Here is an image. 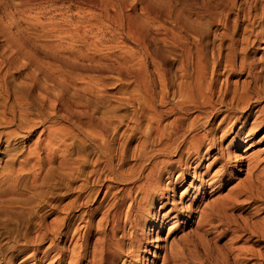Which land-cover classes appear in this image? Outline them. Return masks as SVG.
<instances>
[{
	"label": "rangeland",
	"instance_id": "obj_1",
	"mask_svg": "<svg viewBox=\"0 0 264 264\" xmlns=\"http://www.w3.org/2000/svg\"><path fill=\"white\" fill-rule=\"evenodd\" d=\"M127 15L150 27L148 43L151 45H148L149 53L147 55L143 54L144 51H141L124 32L123 27H120L121 21ZM74 28L78 29L81 34L85 32L87 38L80 43L68 39V35L65 34L75 30ZM95 37L100 39L101 47L99 48L101 51L95 52L93 47L87 45ZM74 45L80 46L79 48L85 53L86 58L74 56L78 48ZM123 50H131L138 55H143L144 60L146 59L145 68L140 73L137 72L138 75L135 74L137 66L134 62L130 63V65H134L128 66L127 70L123 68L120 73H118V69L117 71L112 69L109 62H102V59L105 58L103 55L111 54L110 56L114 55V58L109 57V59H118L119 55L125 52ZM19 52L23 54L20 56ZM9 57H11L9 61L16 65V68L10 72H18L17 70L20 72L14 73L16 84L23 87L29 86L31 82H28L26 74L32 73L36 75L40 86L30 90L31 95L37 96L35 101L31 100L32 97H29V94L23 90L17 89L9 95L0 91V119L13 120L11 124L3 122L0 125L1 133H9L7 136L0 135V264H56L62 259L66 260L62 264H67L70 252L77 250L83 243V215L87 208H91L101 200L104 196L103 193L106 192V185L110 183L113 185L112 193L109 192L104 200L105 203L102 202L104 209L101 208L100 213L95 217V223L101 212L112 201L114 191L126 188L135 190L137 184L145 181L144 176H140L141 180L136 182L133 179H126L117 183L103 168L99 184L91 185L92 188L98 190L97 194L94 193L89 201H84L89 191L82 189L84 191L81 192L80 185L83 184V178L88 175L90 170H93L91 167L98 155L93 149L92 140H86L83 137L85 133H88L87 128H84L88 119L86 118L85 121V117L82 119L77 114L68 116L62 111L59 104L51 107L45 103L41 110L36 106L33 109L34 103L39 106V102H41L39 97L43 94L41 86H47L55 99L59 101L62 98L74 111H84L85 114L88 112V115L95 114L94 116L102 121H107L109 119L106 120V118L113 116L109 121L111 125L107 124L108 133L112 132L117 135L112 134L115 135L116 139L113 143H116L114 146L118 150L113 165L120 164L119 170L122 169L123 172L135 167L134 172L128 170L130 176L137 175L139 171H142L140 162L139 160L137 162L136 159V147L138 143L142 142L143 135L138 133L130 140L127 136L130 133L127 134V131H130L134 124L135 113L139 115L143 111L147 115L146 108L141 110L144 106V98L152 95L155 109L158 112L166 111L163 114V124L165 125H169L173 121L172 119L180 114L174 113L176 111L170 113L167 110L174 108L172 106L173 99L168 100L167 103L159 102L160 98L157 97H161L160 93L163 91L162 82L160 83L162 78L167 81V87L169 86L167 90L170 88L168 90L170 96L174 90L176 96L178 90L180 91V84L192 85L197 71L200 70L201 74L203 73L201 77L204 84L211 78L213 79L210 95L213 96L214 104L218 105L220 99H223L222 103H227L232 97V93L234 99L249 93L248 95L253 98L250 99L251 102L249 101L252 105L250 110L253 111V116L249 120L250 125L255 121L256 123L262 122L264 117L262 111L264 108V0H0V63ZM25 59L27 60L25 61ZM27 61L29 62L27 63ZM32 63L35 64L32 66ZM61 64H65V68L60 66ZM73 64L76 66V71L72 72ZM100 66H103L104 72L99 69ZM46 69H49V72ZM50 71L53 72L50 73ZM45 74H49L52 79H47ZM60 75L65 77L62 78ZM134 76L137 78L135 79ZM58 77L59 80L56 79ZM138 77L143 78L141 83ZM95 79L99 81H97V85L92 84L96 82ZM144 79L147 89H144ZM87 80L92 82L96 91L87 89L89 85ZM45 82H49V85ZM159 90L160 93H158ZM58 92H61L62 95ZM90 92L96 93L91 94ZM258 95L261 98L254 101ZM141 96L146 97L142 98ZM18 97L19 100H15ZM139 99L140 102H138ZM92 101H96L97 106ZM233 103L236 104V100ZM221 108L224 109V107ZM33 110H37V113ZM40 113L46 115L48 121L41 122ZM195 114H198L197 111L190 107L188 114L185 115V123H189ZM101 117L106 118L102 119ZM241 117L242 113L239 109L235 118L240 119ZM235 118L233 117V121ZM27 123H35L40 126L32 135H28V133L21 132ZM239 126V124L234 126L230 132L228 129L230 125L223 126L225 127L224 131L227 132L222 145L223 152L225 151L224 147L232 140ZM45 128L47 131H57L61 128L69 131L66 138L63 139V143L60 142L62 149L59 151L60 153H57L58 155L65 154L67 160L69 158L70 161L69 164L63 165L65 167H61L63 179L60 180L56 169L57 154L54 153V156L51 153L55 151L52 149L59 144L57 142L59 140L56 139L57 141L48 143V132ZM262 128L256 136L254 135L255 137L253 136L254 138L248 145L242 144L239 146L240 148L231 149L232 160L236 159L242 162L237 164L243 166L241 171L237 165L233 167L235 174L229 179H224V181L229 180L226 184L222 182L224 185L221 188L215 187L214 191H211L209 186L204 188L205 195L201 198L195 196L196 188L200 185L192 183V173L178 185L173 197L167 174L164 173L160 183H156L160 162L165 157L163 155L155 157L153 175L156 176H152L153 178L151 177L147 183L149 185L147 186V195H138L137 198L141 204L134 207L135 209L138 206L140 220V224L135 226L134 231L137 232V238L141 240L142 247L137 251L139 255L137 263L132 259L130 264H264V126ZM42 129L44 133H41ZM221 134L222 131H218L216 138ZM73 139L76 144L75 149L71 148ZM126 139L130 140L125 144H128L125 146L127 160L125 159V162L121 163L119 152ZM77 141L78 143H76ZM79 142L81 143L79 144ZM82 146L83 150H77ZM215 152L210 153V157L204 163V165H213L211 174L221 166L219 162L215 161L217 158ZM254 155L259 157L260 161L252 171L253 173H248L245 165ZM146 163L145 167L151 166L148 164L149 161ZM73 164L76 165V168ZM100 167H103V164ZM184 167L186 166L183 165L173 172L174 177H177ZM202 168L199 170L204 173L205 169ZM78 169L84 171L83 176L79 175ZM148 170L149 168L146 171ZM16 173H20V176ZM68 173H71V176ZM69 177L73 179L71 180ZM128 180L131 181L128 182ZM166 185H169L168 188H165ZM161 191L163 195L160 196ZM180 191H185V196L182 198H179ZM141 197L144 199L142 200ZM160 202L165 203V207L158 211ZM174 204L177 210L190 213L189 219H186L184 214L177 215V211H174L165 219L163 218L164 222L160 230V224L152 226L150 220L152 214L156 219L162 220L160 219L162 214ZM190 205L191 207H188ZM62 218L63 224L60 220ZM67 222H71L69 228L66 226ZM61 232L64 233L63 236H59ZM98 235L97 233L93 235L92 240L89 241L90 245L94 244ZM145 245L147 248H143ZM57 251L61 254L56 255ZM163 258L166 259L162 260ZM85 263V260H82L80 264ZM117 263L122 264V261L119 260Z\"/></svg>",
	"mask_w": 264,
	"mask_h": 264
},
{
	"label": "bare ground",
	"instance_id": "obj_2",
	"mask_svg": "<svg viewBox=\"0 0 264 264\" xmlns=\"http://www.w3.org/2000/svg\"><path fill=\"white\" fill-rule=\"evenodd\" d=\"M91 24V23H90ZM77 26V25H76ZM123 27L124 32H126V34L129 36V38L140 48L141 51H144L143 54L147 55L149 52L148 50V45L150 43L149 42V35L151 33L150 27L147 26L146 24L142 23L140 20L139 21H135L133 19H131L129 17V15L125 16L123 18V20L121 21V25L120 27ZM93 27V26H90ZM75 29V28H74ZM5 30V29H4ZM3 30V31H4ZM64 33V32H63ZM67 33V32H66ZM85 33V32H84ZM84 33H79L78 29L75 30H71L69 31L67 34L68 35V39H70L73 42L76 43H80V41H82L83 39L87 38V35H85ZM5 34V33H4ZM8 37V36H7ZM92 39V38H91ZM9 40V39H8ZM19 40V39H18ZM69 40V42H70ZM21 41V40H20ZM26 43V42H25ZM100 39L99 38H94L90 43H87V45L93 47L94 50H96L95 52H97V50L99 51L101 47L100 45ZM13 44V43H12ZM68 45V44H67ZM73 45V44H71ZM151 45V44H150ZM86 46V45H85ZM21 47V46H20ZM19 47V49H20ZM74 47H78L75 55L76 57H81L86 58L85 53L82 52V50L79 48L80 46L78 45H74ZM12 48V47H11ZM27 48V47H26ZM71 48V47H70ZM69 48V49H70ZM106 48V47H105ZM14 49V47H13ZM16 49V48H15ZM24 49V48H23ZM28 49V48H27ZM67 49V48H66ZM90 50V49H89ZM25 51V50H24ZM101 51V50H100ZM125 52H122L119 55L118 59H109L112 58L110 55L111 54H105L103 55L105 58L100 60L102 62H109V64H111L110 66L112 67V69L116 70L118 69V73H120L123 68L124 70L128 69V66H132L135 64L136 69V73L139 72L141 70H143L145 68V63H146V59L144 60V56L143 55H138L137 53L131 51V50H123ZM16 52V50H15ZM31 52V51H30ZM92 52V51H91ZM90 52V53H91ZM20 53V52H19ZM32 53V52H31ZM89 53V54H90ZM152 53V51H151ZM14 54V53H13ZM18 54V52H17ZM23 53H20L19 55L21 56ZM67 54V53H66ZM70 55V51L68 53ZM73 54V53H72ZM71 54V55H72ZM138 56H137V55ZM153 54V53H152ZM2 55V54H1ZM25 55V53H24ZM27 55V54H26ZM35 55V54H34ZM33 55V57H34ZM37 56V55H35ZM68 56V55H67ZM73 56V57H74ZM102 56V55H101ZM136 56V57H135ZM28 57V56H27ZM32 57V55H31ZM54 57V56H53ZM52 57V58H53ZM70 57V56H69ZM100 57V56H99ZM117 57V56H115ZM11 57H9V59L7 58L6 61H2L0 63V91L4 92L6 95H9L10 93L12 94L13 91L15 90H23L25 92H27L29 95V97H32L31 100L35 101V96L30 94V90L33 89L34 87H39L40 83L37 82V77L36 75L32 74V73H28L26 74V78L28 79V82L30 81L31 84L29 86H20L18 84H16L14 82V73H20L19 70H17L18 72H10L12 69L16 68V65L12 62L9 61ZM21 58V57H20ZM72 58V57H71ZM114 58V57H113ZM150 58V57H149ZM3 59V57H2ZM28 59V58H27ZM25 59V61L27 60ZM75 59V58H74ZM91 59V58H90ZM33 60V59H31ZM54 60V59H53ZM58 60V59H56ZM96 61V59H95ZM152 61V60H151ZM199 61V60H198ZM16 62V61H15ZM29 61H27L28 63ZM34 62V61H33ZM56 62V61H55ZM61 62V61H60ZM74 62V61H73ZM87 62V61H86ZM131 62H134V64L130 65ZM63 63V62H62ZM65 63V62H64ZM75 63V62H74ZM101 63V62H100ZM30 64V63H29ZM35 64V63H34ZM32 63V66L34 65ZM37 64V63H36ZM72 64V63H71ZM70 64V65H71ZM76 64V63H75ZM75 64H73V66L71 67V71H76V66ZM88 64V63H87ZM197 64V63H196ZM39 65V64H38ZM84 65V64H83ZM82 65V66H83ZM114 65H116L115 67H113ZM31 66V67H32ZM60 66H65L64 65H60ZM68 66V65H67ZM87 66V65H86ZM202 66V65H200ZM40 67V66H38ZM53 67V66H52ZM51 67V68H52ZM110 67V68H111ZM65 68V67H64ZM63 68V69H64ZM84 68V67H83ZM108 69H110L109 67H106ZM105 68V69H106ZM195 68V67H194ZM42 69H44L42 67ZM102 72H104L103 66H100L99 68ZM47 70V69H46ZM59 71V68L57 69ZM55 70V71H57ZM62 70V69H61ZM65 70V69H64ZM78 70V69H77ZM231 70V69H230ZM49 72V69L47 70ZM54 71V72H55ZM70 71V72H71ZM113 71V70H112ZM111 71V72H112ZM233 71V70H232ZM53 72V71H52ZM50 71V73H52ZM65 72V71H64ZM12 73V74H11ZM76 73V72H75ZM74 73V77L76 76ZM87 73V71H86ZM107 73V72H106ZM109 73V72H108ZM113 73V72H112ZM127 73V72H126ZM195 73V72H194ZM211 73V72H210ZM62 74V73H61ZM65 74V73H64ZM73 74V73H72ZM77 74V73H76ZM105 74V73H103ZM134 74V75H135ZM203 74V73H202ZM201 71L198 70L197 71V76L195 75V80L193 82V84L191 83V81L189 80V82L192 85L187 86L186 84H180V91L178 90V94L176 96L174 95V91L173 94H169L168 89L167 88V81L165 78H162V81H160V83L162 82L163 85V91L160 93V90L158 93H160L161 97H157L160 98L159 102L160 103H167L168 100L173 99L174 100V104L172 105L174 108H169L167 109L168 112H173L176 111L174 113H180L177 115V117L175 116V118H173L172 122L167 126L165 124H163V114L166 113V111H157L155 109V102L154 99L150 96V97H146L147 93H146V98H144L143 100V107L141 108V110H143L144 108H146V113L147 115L141 111L140 114L138 115V113H135V117L134 119V124L133 126L130 128V131H127V135L130 140L131 138H134V135H137L138 133L141 134V137L143 140H141V143H138V146L136 147V159L137 162L139 160L140 165L142 167V171H139L137 175H129V171L134 172L135 171V167L130 168L127 170V172H123L122 169L119 170L120 168V164L116 165L118 166L116 168V166L113 165V161L115 159L116 156V152H118L117 148L114 146V144H116L115 142L113 143V141L116 139L115 138V133H108L109 129L107 127V124L110 123V118L113 116H109L108 118L103 117L109 119L107 121H102L100 120V118H96L93 114H87L88 112H86V114L84 113V111H74V109H70L69 105L67 103L64 102V100L62 98H60V100L58 101L57 99L54 98V96L51 95V93L49 92L47 86H41V90L43 91V94L40 97V101L39 102V106H37L35 103L32 106L36 108L41 107L44 105L45 103H47L48 106L54 107L55 104L56 105H60L61 109L63 112H65L68 116H74L75 114L80 115V117L83 119V117H85V121L86 118L88 119L86 125L87 128L86 130L88 131V133H85V135L83 137H85V139H90L92 140V146L93 149L98 153L97 158L94 161V165L93 170H90V172L88 173L87 176H85V178H83V184L80 185L81 186V192H83L85 189L89 191V193H87V197H82L84 198V201H89V199L91 198V196H93L94 193H96L98 190L96 188H92L91 185H97L99 184V181H101V170L104 168L106 172L109 173V176H111L110 178H112L113 180H116L117 183L118 182H123L126 179H133L135 182L141 180L140 176H144L145 181L143 180V182H140L139 184H137L138 186L136 187L135 190H131V188H126L124 190H120L118 189L117 191H114L115 193H113L112 197V201L109 203V205L107 206V208L101 212L100 217L98 218L97 222L95 223L94 219L95 217L100 213L101 208L102 207V202H104V200L106 199V195L111 192V189H113V185L108 184L106 185V192L103 193L104 196H102L101 200L97 201L95 203L94 206H92L91 208H87V210L84 213V220H82L84 222V232H83V239H82V245L80 247H78L77 250H72V252H70L69 255V261L67 262V264H80L82 260H85V264H118L117 262L119 260L122 261V264H130V261H133L135 263H137V257H139V255L137 254V251H139L140 247H142L141 245V240L139 238H137V232L134 231L135 226H137L138 224H140V220H139V211H138V206L141 204L140 200H138V195L141 196V194L144 196V194H146L147 191V183L150 180V178L152 176H156L153 175L155 172V166H154V159L155 157H157V155H163V157H165L164 160H161L160 162V168L157 171V179L155 180L156 183H160L161 181V176L165 173L167 174V177L169 179V185H170V191H171V196L173 197L176 193V189L178 187V185L186 179L187 176H189L192 173V178L193 181L192 183H197L198 185H200L198 188H196V192H195V196L200 198L202 196L205 195V189L206 187H210L211 191H214L215 187L217 188H221L222 185L226 184L227 181H224L225 178H231L232 176H234V168L238 162L242 163L241 161H237L232 160L233 155L231 154V149L232 148H240L239 146L242 144H249L250 141H252V139L263 129L262 127L264 126V117L262 119V122H257L256 121L250 125L249 120L252 118L253 116V111H251V107L252 105L250 104V99L252 97H250L248 94L246 95H241L240 93V97L237 96L236 99H234L235 97H233V93H232V97L229 99V101H227V103H222L220 99V103L214 104V102L212 101V95H210V93H212L211 88L212 87V82L213 79L211 78L210 81H208L206 84L203 83V78ZM25 75V74H24ZM91 75V74H90ZM98 75V74H97ZM118 75V74H116ZM138 75V74H137ZM45 76L48 78H50L51 76L48 74H45ZM61 76V75H60ZM72 76V75H71ZM93 76V75H92ZM101 76V75H100ZM136 76V75H135ZM134 76V77H135ZM142 76V75H141ZM204 76V75H203ZM227 76V75H226ZM23 77V76H22ZM62 78L65 76H61ZM67 77V76H66ZM78 77V76H77ZM98 77V76H97ZM103 77V76H102ZM105 77V76H104ZM165 77V76H164ZM194 77V74H193ZM24 78V79H26ZM80 78V77H79ZM78 78V79H79ZM84 78V77H83ZM87 78V77H86ZM85 78V79H86ZM91 78V77H90ZM137 77H135L136 79ZM139 79L141 77H138ZM215 78V77H214ZM23 79V80H24ZM46 79V81H47ZM52 79V78H50ZM59 80V77L56 78ZM71 79V78H70ZM89 79V78H87ZM94 79V78H93ZM102 79V78H100ZM105 79V78H104ZM103 79V80H104ZM143 79V78H142ZM140 79V83L141 80ZM168 79V78H167ZM82 80V79H81ZM92 80V79H91ZM106 80V79H105ZM207 80V79H206ZM27 81V80H25ZM53 81V80H52ZM89 82V80H87ZM96 81V79H95ZM98 81V80H97ZM97 81L96 82H89L88 88L89 91L93 90L95 88H93V85H97ZM51 82V81H50ZM54 82V81H53ZM57 83V81H55ZM99 82V81H98ZM139 82V81H138ZM206 82V81H205ZM46 83V82H45ZM49 83V82H48ZM46 83V84H48ZM93 85H92V84ZM188 83V82H187ZM214 83V82H213ZM229 83V82H228ZM51 84V83H50ZM103 84V83H102ZM227 84V83H226ZM49 85V84H48ZM55 85V83H54ZM86 85V86H87ZM100 85V84H99ZM104 85V84H103ZM143 85H144V89H147V84L145 82V79L143 81ZM176 85V82H175ZM172 86V85H171ZM179 86V85H178ZM53 87V86H52ZM59 87V86H57ZM69 87V86H68ZM95 87V86H94ZM173 87V86H172ZM86 89V88H85ZM86 89V90H87ZM151 89V88H150ZM37 90V88H36ZM98 90V89H97ZM173 90V89H172ZM230 90V89H229ZM244 90V89H243ZM38 91V90H37ZM68 91V90H67ZM72 91V89H71ZM85 91V90H84ZM88 91V90H87ZM96 91V89H95ZM147 91V90H146ZM153 91V90H152ZM237 91V90H235ZM92 92V91H91ZM90 92V93H91ZM171 92V90H170ZM177 92V91H176ZM243 92V91H242ZM36 93V91H35ZM57 93V92H55ZM94 93V92H93ZM91 93V94H93ZM96 93V92H95ZM94 93V94H95ZM98 93V91H97ZM152 93V92H151ZM244 93V92H243ZM246 93V92H245ZM58 94H61V92ZM100 94V93H99ZM150 94V92H149ZM62 95V94H61ZM174 95V96H173ZM5 96V95H4ZM84 96V95H83ZM156 96V95H155ZM7 97V96H6ZM11 97V96H10ZM14 97V96H13ZM21 97V96H19ZM16 98L15 100H19ZM58 97H60L58 95ZM88 97V96H87ZM140 97V96H139ZM4 98V97H3ZM9 98V97H8ZM54 98V99H53ZM66 98V97H65ZM70 98V97H69ZM84 98V97H82ZM260 95L256 96V98L254 99V101H258V99H260ZM59 99V98H58ZM107 99V98H105ZM253 99V98H252ZM30 100V99H29ZM30 100V101H31ZM71 100V99H70ZM96 100V99H95ZM100 100V99H99ZM109 100V99H108ZM127 100V99H126ZM158 100V99H157ZM234 100H236V104H234ZM29 101V102H30ZM58 101V102H57ZM250 101V102H249ZM7 102V101H6ZM128 102V101H126ZM140 102V99L139 101ZM171 102V101H170ZM44 103V104H43ZM70 103V102H69ZM92 103H94V105L97 106V102L92 101ZM101 103V102H100ZM106 103V102H105ZM104 103V104H105ZM108 103V102H107ZM112 104V103H111ZM138 104V103H137ZM120 105V104H119ZM217 105V106H216ZM101 106V105H100ZM99 106V107H100ZM141 106V104H140ZM58 107V106H57ZM91 107V106H90ZM94 107V106H92ZM91 107V108H92ZM103 107V105H102ZM107 107V106H105ZM109 107V106H108ZM111 107V105H110ZM114 107V106H113ZM112 107V108H113ZM139 107V106H138ZM190 107H192L193 109H195V111H197V115L195 114L194 118L191 119V121L189 123H185V115L188 114ZM221 107H224V109H222ZM5 108V107H4ZM49 108V107H48ZM89 108V109H91ZM157 108V107H156ZM6 109V108H5ZM34 109V108H33ZM46 109V108H45ZM83 109H87V108H83ZM81 109V110H83ZM137 109V108H136ZM135 109V110H136ZM140 109V108H139ZM240 109V112L242 113V117L240 119H244L243 121H241L240 119L235 118L236 113H238ZM38 110V109H37ZM36 110V111H37ZM44 110V109H43ZM88 110V109H87ZM96 110V109H95ZM97 110H99V108H97ZM110 110V109H109ZM116 110V109H115ZM145 110V109H144ZM34 111V110H33ZM34 111V112H36ZM54 111V110H53ZM102 111V110H101ZM138 111V110H137ZM194 111V110H193ZM262 111L264 113V108H262ZM52 112V111H51ZM97 112V111H96ZM100 112V111H99ZM37 113V112H36ZM55 113V112H54ZM61 113V112H60ZM64 113V115H65ZM110 113V112H108ZM30 114V113H29ZM32 114V113H31ZM30 114V115H31ZM39 114V113H38ZM58 114V113H56ZM104 114V113H103ZM111 114V113H110ZM134 114V113H133ZM169 114V113H168ZM55 115V114H54ZM97 115V114H96ZM102 115V113H101ZM112 115H114L112 113ZM222 115V116H221ZM245 115V118H243V116ZM98 116V115H97ZM104 116V115H103ZM105 116H107L105 114ZM143 116V118H142ZM220 117L219 121L216 123L217 119ZM41 118V122L42 121H46L47 120V116L44 115L43 113H40ZM233 117L235 118V120L233 121ZM102 118V117H101ZM102 118V119H103ZM65 119V118H64ZM75 120V119H74ZM78 120V119H77ZM116 120V119H115ZM120 120V119H119ZM48 121V120H47ZM114 121V120H111ZM121 121V120H120ZM5 122V123H13L12 121H8V119L2 120V118L0 119V125ZM117 122V121H116ZM119 122V121H118ZM38 123V121H37ZM40 123V122H39ZM71 123V121H70ZM75 123V122H74ZM121 123V122H120ZM45 124V123H44ZM73 124V123H72ZM76 124V123H75ZM74 124V125H75ZM216 124V125H215ZM237 124H239L240 126L238 127V130L236 132V134L234 135V137H232V140H230V142L227 143V146L224 147L225 151H222V145H223V141L225 140V137L227 135V132L224 131L225 127L223 126H228L230 125L229 132L230 129H233L234 126H236ZM77 125V124H76ZM83 125V124H82ZM111 125V123H110ZM116 125V124H115ZM114 125V126H115ZM118 125V124H117ZM116 125V126H117ZM6 126V125H5ZM9 126V125H8ZM40 125L35 124V123H27V125L21 130V132L24 133H28V135H32L34 133V131L36 130V128H38ZM72 127V126H71ZM47 128V127H46ZM45 128V129H46ZM77 128V127H76ZM78 129V128H77ZM43 130V129H42ZM82 130V129H81ZM85 130V131H86ZM115 130V129H114ZM113 130V131H114ZM47 131V129H46ZM126 131V130H125ZM218 131H222V134L218 136V138H216V135H218ZM48 136H47V141L48 143H52L53 141H55L56 139L59 140L57 142H59V144L54 146V149H52L51 152L53 153V155L55 156V154L60 153L59 151H61V144L63 143V139L66 138V136L68 135L67 133L69 132L66 129L61 128L60 130H53V131H47ZM1 133V132H0ZM44 133V130L41 132ZM117 133V132H116ZM7 136V134L9 133H1L0 135ZM78 134V131H77ZM110 134V135H109ZM115 134V135H112ZM22 135V134H20ZM70 135V134H69ZM72 135V134H71ZM255 135V136H254ZM25 136V135H24ZM112 136V137H111ZM117 136V135H116ZM254 136V137H253ZM29 137V136H28ZM77 137V136H76ZM75 137V140H76ZM79 137V136H78ZM126 137V138H128ZM3 138V137H2ZM14 138V136H13ZM80 138V137H79ZM1 139V137H0ZM136 139V138H135ZM139 139V138H138ZM218 139V140H217ZM41 140V139H40ZM75 140L73 139L74 142H72V147L73 149H75ZM85 140V141H86ZM129 139H126L125 143H122V148H120V162L124 163L126 156H127V150L125 145ZM10 142V141H9ZM39 142V141H38ZM37 142V143H38ZM62 142V143H60ZM46 143V142H45ZM78 143V141L76 142ZM81 142H79L80 144ZM85 143V142H83ZM89 143V142H88ZM121 144V143H120ZM38 146V145H37ZM120 146V145H119ZM118 146V148H119ZM64 147V146H62ZM86 147V146H85ZM89 147V146H88ZM87 148V147H86ZM91 148V146H90ZM40 149V148H39ZM83 150V146L80 148H77V150ZM86 150V149H85ZM89 150V149H88ZM217 150V152H215ZM213 151L216 154L215 161L220 163V169H218L217 171H214L213 174H211L212 171V164H207L204 165L205 161L210 157V153H213ZM230 151V153H229ZM246 151V150H244ZM38 152V151H36ZM40 152V150H39ZM55 153V154H54ZM66 153V152H65ZM96 153V154H97ZM37 154V153H36ZM61 155V156H60ZM60 155L57 154V165H56V169L58 170V178L59 180L62 178V174H61V167L64 164H69V158L67 160V157L65 154L61 153ZM132 155V154H131ZM135 155V153H134ZM74 156V154H73ZM78 156V155H77ZM82 156V155H81ZM83 157V156H82ZM133 157V156H132ZM212 157V156H211ZM72 158V157H71ZM88 158V157H87ZM135 158V157H134ZM259 158V157H258ZM257 158V156H252L250 158V161L248 160V163L246 166V170L247 172H252L259 164V159ZM262 159V158H261ZM40 160V159H39ZM90 160V159H89ZM94 160V158H93ZM127 160V159H126ZM134 160V159H133ZM160 160V159H159ZM29 161V160H28ZM41 161V160H40ZM54 161V160H53ZM69 161V162H68ZM150 162L148 164H151L150 167H145L147 166L146 162ZM214 161V162H215ZM83 162V160H82ZM136 162V161H135ZM136 162V164H137ZM156 162V160H155ZM213 162V163H214ZM90 163V162H89ZM88 163V164H89ZM211 163V162H210ZM103 164V167H100V165ZM135 164V165H136ZM74 165V164H73ZM78 165V163H77ZM84 165V164H83ZM92 166V164H90ZM123 165V164H122ZM183 165H185L186 167H184V169L178 173L177 177H174L173 172L177 171L179 168H181ZM67 166V165H66ZM76 168V165H74ZM65 167V166H63ZM84 167V166H83ZM129 167V166H128ZM204 168L205 171L204 173H201V171L199 169ZM237 167H240V171H241V165H237ZM81 168V167H80ZM122 168V167H121ZM149 168L148 171H146ZM202 168V169H203ZM24 169V168H23ZM20 170V169H19ZM79 170V169H78ZM77 170V171H78ZM193 170V172H192ZM22 171V170H20ZM65 171V170H64ZM72 171V170H70ZM80 173L79 175L83 176V170L81 171V169L79 170ZM78 171V172H79ZM87 171V170H86ZM68 172V171H67ZM103 172V171H102ZM147 172V173H145ZM15 173V172H14ZM72 173V172H71ZM71 173H68L69 175ZM104 173V172H103ZM253 173V172H252ZM17 174V173H16ZM20 176V173H18ZM17 174V175H18ZM55 174V173H54ZM67 174V175H68ZM78 174V173H77ZM263 174V173H262ZM5 175V174H4ZM11 175V174H9ZM16 175V176H17ZM73 175V174H72ZM91 176L92 180L89 179V176ZM108 175V174H107ZM71 176V175H70ZM104 176V175H103ZM57 177V176H56ZM73 177V176H72ZM75 177V176H74ZM80 177V176H79ZM108 177V176H107ZM257 177V176H256ZM5 178V176H4ZM8 178V177H7ZM11 178V177H10ZM9 178V179H10ZM36 178V177H35ZM70 178V177H69ZM76 178V177H75ZM153 178V177H152ZM207 178V179H206ZM8 179V180H9ZM63 179V178H62ZM71 179V178H70ZM73 179V178H72ZM71 179V180H72ZM155 179V178H154ZM206 179V180H205ZM111 180V179H110ZM2 181V179H1ZM7 181V180H6ZM70 181V180H69ZM131 181V180H130ZM128 180V182H130ZM68 182V181H66ZM103 182V181H102ZM127 182V181H126ZM125 182V183H126ZM222 182L224 184H222ZM6 183V182H5ZM60 183V182H59ZM82 183V182H81ZM132 183V182H131ZM130 183V184H131ZM153 183V182H152ZM264 183V182H263ZM124 184V183H123ZM129 184V183H128ZM56 185V184H55ZM160 185V184H158ZM169 185H166L165 188H168ZM216 185V186H215ZM57 186V185H56ZM100 186V185H99ZM98 186V187H99ZM129 186V185H128ZM131 186V185H130ZM152 186V185H151ZM101 187V186H100ZM132 187V186H131ZM153 187V186H152ZM157 187V186H155ZM11 189V188H9ZM82 189H84L82 191ZM102 189V188H101ZM117 189V188H115ZM152 189V188H151ZM8 190V189H7ZM12 190V189H11ZM149 190V188H148ZM154 190V189H152ZM165 190V189H164ZM163 190V191H164ZM3 191V190H2ZM105 191V190H104ZM113 191V190H112ZM240 191V190H239ZM145 192V193H144ZM165 192V191H164ZM243 192V191H241ZM239 193V192H237ZM97 194V193H96ZM147 195V194H146ZM157 195V194H156ZM159 195H163L162 191L159 193ZM82 196V194H81ZM183 196H185V191H180L179 194V198H182ZM148 197V196H147ZM195 197V198H196ZM157 198V197H156ZM155 198V199H156ZM93 199V198H92ZM141 199L143 200L144 197ZM141 200V201H142ZM146 200V199H145ZM144 200V201H145ZM194 200V199H193ZM83 201V200H82ZM92 201V200H91ZM108 201V200H107ZM234 201V200H233ZM74 203V202H73ZM105 203V202H104ZM127 203V206H126ZM168 203V202H167ZM234 203V202H233ZM239 203V202H238ZM89 204V203H88ZM93 204V203H92ZM219 204V203H218ZM75 205V204H74ZM73 205V206H74ZM135 205H138L135 209ZM126 206V209H125ZM71 207V205H70ZM165 207V203L160 202V204L158 205V211L162 210V208ZM188 207H191L188 206ZM104 209V208H103ZM188 209V208H187ZM203 209V208H202ZM190 210V209H188ZM176 212L177 211V215L179 214H184L186 219H189L190 217V213H183L180 209L177 210L176 205L174 204L170 209L166 210V212H164L162 214V220H158L155 218V215L152 214L151 217V224L152 226H157L160 224V228L162 227V224L164 222L165 217H167V215H169L171 212ZM191 211V210H190ZM70 212V211H69ZM210 212V211H209ZM208 212V213H209ZM72 214V212H70ZM200 213V212H199ZM70 215V214H69ZM211 215H213L211 213ZM73 216V215H72ZM180 216V215H179ZM192 216V215H191ZM199 216V215H198ZM202 216V215H201ZM77 217H79L77 215ZM214 217V216H213ZM72 218V217H71ZM164 218V219H163ZM192 218V217H191ZM65 219V218H64ZM74 219V218H73ZM72 219V220H73ZM80 219V218H79ZM62 224H63V218L60 219ZM70 220V219H69ZM65 221V220H64ZM67 227L69 228L71 225V222H67L66 223ZM157 224V225H156ZM62 226V225H61ZM82 227V226H81ZM139 227V226H138ZM63 228V227H62ZM60 229V228H59ZM133 229V230H132ZM58 231V230H57ZM68 231V230H67ZM66 231V233H67ZM74 232V231H73ZM99 234L98 238H96V241L94 242V244L92 243V245L89 244V241L92 240V237L94 234ZM63 236L64 233H60L59 236ZM73 235V234H72ZM74 237V236H73ZM25 238V237H24ZM23 238V239H24ZM68 238V237H67ZM80 238V237H79ZM75 242V241H74ZM77 244V243H76ZM75 245V244H74ZM80 245V244H79ZM147 245H145V247L143 248H147ZM75 247V246H74ZM77 248V247H75ZM74 248V249H75ZM99 250H98V249ZM73 249V248H72ZM97 249V250H96ZM145 250V249H144ZM143 250V251H144ZM64 251V250H63ZM58 253V251H57ZM64 253V252H63ZM72 253V254H71ZM61 254V253H60ZM59 253L56 255H60ZM55 255V256H56ZM60 257V256H59ZM136 259V260H135ZM166 258H163L162 260H165ZM59 260V259H58ZM61 260V258H60ZM237 260V258H236ZM66 260L62 259L59 263L56 264H62L64 263ZM164 262V261H162ZM237 262V261H236ZM163 264V263H162Z\"/></svg>",
	"mask_w": 264,
	"mask_h": 264
}]
</instances>
